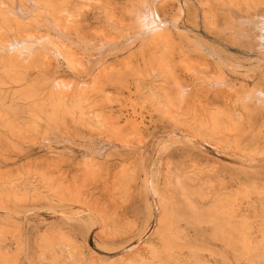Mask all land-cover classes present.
I'll use <instances>...</instances> for the list:
<instances>
[{
  "label": "rangeland",
  "instance_id": "obj_1",
  "mask_svg": "<svg viewBox=\"0 0 264 264\" xmlns=\"http://www.w3.org/2000/svg\"><path fill=\"white\" fill-rule=\"evenodd\" d=\"M66 1L68 2L66 8L70 9L74 21L68 19L72 23L67 22L70 28L61 35L62 39L60 35L51 30L48 17L44 20L45 16L40 15V12L44 11L43 8L39 10L32 6L29 0H24L22 4L20 0H5L7 8L9 10L13 8L12 12L21 10V12L27 13L26 16L31 15L30 17L25 16L28 20L26 22L34 23L37 19L38 25L34 24L31 29L33 32L31 31L30 35H33L34 43H36L35 40L38 42L40 39L43 40L42 37L44 40H49L48 37H52L53 40L69 48L76 59V70L72 72L65 66L66 63L63 60L57 61L51 58L41 73H38L36 69L29 70V80L38 82L40 77L37 75L39 74L46 79H51L50 81L54 77L65 80L63 84L73 82L90 85L100 72H109L110 75H113V77H109L115 80L109 78L107 81L112 80V82L107 83L106 81L100 85L103 87L100 91H95L96 94H92V101L95 103V111L108 119L110 126L119 130L123 139H114L105 129L98 134L90 130L86 124L71 123L69 120L57 126V129L53 127L46 130V127L40 124L37 133L22 132L16 136L0 127L1 181H17V184L35 181L33 184L38 186L39 178L45 177L51 180L52 184L60 183L63 187H75L82 202L99 212L93 216L97 222L93 220L92 226L84 227L74 221L65 222L66 220L64 221L62 216L60 217L64 213L71 216L81 212L83 208L76 204L63 203L62 207L51 206L44 201L31 198L3 203L4 208L0 209V233H2L0 242L8 246V249L5 250V253H8L4 264H52L49 254L47 255L45 252V241H53L58 236H63L75 247L77 264H88L92 257L112 258L121 249L137 247L139 238L144 235L143 239L147 238L155 229L152 221H149L151 223H148L146 229H142L144 221L142 212L145 205L142 184L147 172L158 168L159 163L161 164L158 178L160 185H162L165 172L168 169L174 171L181 169L184 172L197 174L200 179L197 184H203L200 188L202 193L210 195H216L225 188L230 193L240 191L245 183V173L248 171L264 177V127L260 126L264 121H256L250 130L248 123L238 122L241 123L240 132L229 134L230 136L227 138L239 142L238 146L234 144H231L232 147L231 145L225 146L216 139L207 137L203 130L198 131L195 126H191L190 117H186L188 120L185 123L184 120L181 123L176 122L169 116L156 111L146 97L138 93L140 83L144 82L142 87L149 83V77H145L139 72L143 69L142 63L146 62L153 52L152 48H147L142 44L144 39L141 41L142 39L139 38L141 36L138 37L139 39L136 37L139 33L137 32L138 27L135 26V16L139 12L144 15L145 11L141 8L137 14L133 12L140 8V2L143 0ZM180 1L181 7L183 6V10L185 9L184 14L176 22L177 30L169 29V31L171 34L174 31L170 41L174 76L181 85L183 84L182 86L189 85L187 86L188 90L191 89L190 92L188 91V99L185 102V106L188 108L183 112L186 110L197 111L199 115L202 108L206 106L217 107L228 111L237 122L244 112H242L238 101L239 98L254 90L255 85L263 84L261 75H259L262 69H255L256 64L254 63L259 59L264 61L263 57L259 56L257 48H251L246 42L234 39L235 35L231 34V31L241 27L237 21L238 18H241L242 14L247 16L248 13L240 12L239 7L238 9L237 7L229 9L228 5L219 7L220 9L215 11L216 15L214 13L215 20L212 26L203 19L199 0H186V5L184 0ZM6 5H4L5 10ZM159 5L157 4L156 7L160 17H166V20L171 21L178 5L175 2L167 3L163 8ZM202 5L206 7L203 3ZM262 7L259 6V8ZM232 11L233 13L239 11L238 13L242 14L238 17L239 14L234 13L235 15H233ZM36 12L39 15L33 19ZM134 14L135 16H132ZM233 19L236 21L233 24H237L236 29L234 26H230ZM229 27L231 28L228 29ZM226 30L229 31L227 34ZM58 36L61 37V40ZM220 60L226 61L225 64H220ZM182 63L189 65L193 71L192 74L184 69ZM137 65L140 67L138 68ZM217 69L225 72L221 75L226 83L224 86L218 81L220 84L217 82L216 85L219 78L215 77L217 80H211L213 84L210 88L213 85L217 86L216 90L221 86L222 89L213 92V87L211 90L209 88V83L212 82L207 84L206 82L208 81L207 77H211L213 73L214 76L218 75V73L216 74ZM139 74L142 77H139ZM198 76L199 80H204L203 76L204 78L206 76L207 80L201 81L205 85L197 82ZM188 82L189 84H187ZM165 86L170 90L171 83L169 82ZM195 89L196 92H194ZM175 116L174 114L173 117ZM258 130L261 131L260 134L257 133ZM256 135H259L260 138L261 153L257 155L259 158L256 156L252 165L247 167L248 158L243 148L247 143L248 136ZM122 141L123 144H126V148L122 147ZM203 141L205 142L203 143ZM190 144L193 146L190 147ZM93 149V152L90 151ZM84 167L93 169L88 171ZM253 167L255 168L253 169ZM112 180L113 182H111ZM256 197L253 195L252 201H258ZM239 198V201H243L240 196ZM194 199L191 201H202L198 198ZM100 214L102 215L99 218ZM202 230L189 228L185 234L191 242L200 241L201 232L204 231ZM205 234L209 236L210 232L202 233L205 243H208L211 249L218 248L217 250H219L220 248L215 245L217 243L207 242L209 239ZM205 257L211 264H214L211 257L208 255ZM60 264L64 263L60 262Z\"/></svg>",
  "mask_w": 264,
  "mask_h": 264
},
{
  "label": "bare ground",
  "instance_id": "obj_2",
  "mask_svg": "<svg viewBox=\"0 0 264 264\" xmlns=\"http://www.w3.org/2000/svg\"><path fill=\"white\" fill-rule=\"evenodd\" d=\"M23 1L24 0H20V3L22 4ZM29 1L32 6L39 8V10H41L40 8L44 9V11L40 12V15L42 17L45 16L43 17L44 20L48 17V23H51L50 28L57 35L61 36L69 30L70 25L68 26L67 22L70 23L74 20L72 17L73 14L70 13V9L66 8L68 5L66 0ZM143 1H141L142 3L140 2L139 9L136 8L137 10L135 12L131 10L136 14L141 8L145 11V13H143L144 15H142V12H139L136 16L135 14L132 15L136 17L135 26L138 27L137 32L139 35L136 37H143H139L142 39L141 41L144 39L142 44H144L145 47L147 46V48H152L153 52L150 54L148 60L142 63L143 69L139 72L142 73L143 76L149 77V83L147 86L142 87L144 82L140 83V81L138 93L146 97L147 101L156 111L165 116H169L172 120L180 123L184 120L185 123V121L188 120L186 117H190V122L193 124H191V126H195L198 131L203 130L207 137L216 139L220 144H224L225 146H230L231 144L238 146L239 142L233 141V139H227L230 136L229 134H238L240 132V125L243 121L246 122V124L248 123L249 130L256 121H264V61H260V59L254 61L256 64L255 69H262L259 75H261L263 84L255 85L256 88L253 87L255 91L251 90L249 93H246V91V94L243 93V96L240 98L238 97L242 112H244L240 115L239 119H237V122L228 111L210 106L202 108V104L200 105L202 110L199 115L197 111L191 112L190 110H186L183 112L188 108L185 106V102L188 99L187 95L191 89L188 90L187 86L189 85H184L185 87L182 86L183 84L181 85L176 76H174L175 72L172 66V53L170 48V41L173 38L172 34H174V31L171 34L169 29L177 30L178 26L175 27L176 22L184 14L185 9L183 10V6L181 7L182 4L180 0ZM185 1L186 0H184V3L186 5L187 1ZM199 1L203 11L204 21L208 24L210 23L212 26L215 20L214 13L216 15L215 11H218L220 9L219 7H226V5L230 6L229 9L232 7H237L238 9L239 7L240 12L248 13V15L246 14L247 16L241 13L242 16L244 15V18L241 16V18L237 20L241 27L238 30L231 31V34L235 35L234 39L246 42L251 48H257L259 56L264 59V0ZM170 2H175L178 6L176 7V12L172 16L171 21H168L165 19L166 17H160L156 6L160 4L159 6L163 8L164 5ZM202 3L206 5V7L203 6ZM4 5H6L5 0H0V127L10 131L9 133L11 135L16 136L22 132L37 133L40 124L45 126L46 130H50L53 127L57 129V126L69 120L71 123L78 122L83 125L86 124L90 130L98 134L105 129L114 139L122 140L123 138L121 137L120 131L116 128H112L109 123L110 121L102 114L95 111V103L92 101V94H96L95 91H100L101 87H103L100 85L106 82L110 77H113V75L111 74V76L109 72L102 71L96 75L95 81L90 85H84L85 83H82L83 85L81 83L75 84L73 82H66L63 84L65 80L63 81L61 79V81L57 77H54L52 81H50L51 79H46L39 74L37 75L40 77L38 82L29 80V70L36 69L38 73H41V71L45 70L48 60L51 58L57 61L63 60L66 63L65 66L68 69L70 68L71 70H69L72 72L76 70V59L69 48L53 40L52 37H48L49 40H44L42 37L43 40L40 39L39 42L36 40V43L33 42V35L30 36L33 32L31 29L34 27V24L38 23L36 16H38L39 13L36 12L34 13L35 15L32 13L35 16L33 19H36V22L34 20H31L34 21V23L26 22L28 21L26 17H30L31 15L28 14L29 16H26L27 13L24 12V14L21 12L20 9L22 8H18L20 11H16L17 14L11 11L13 8L9 10L7 5L5 7L8 11H6ZM259 6L263 7L259 8ZM239 11H234V13L237 15ZM234 13L232 11L233 15H235ZM232 14L231 16H233ZM241 14H239L238 17ZM68 19L71 21L69 22ZM234 20L235 19H233V22L231 21V27L237 26V24H233L236 22ZM225 32L227 34L229 31L226 30ZM60 36H58V38ZM217 60L219 59L217 58ZM225 62L226 61H221L220 64H225ZM182 64L184 69L187 70L189 74H192L193 71L190 69L189 65L185 63ZM139 67L140 66H138V68ZM196 72L194 73L196 74ZM113 73L115 74V72ZM217 73V76H214V73L211 77L208 76L206 84L213 80H217L215 77H218L219 79L216 81V85L219 82L224 85L226 80L224 81V77L221 74L225 72H222L221 69H217L216 74ZM140 75L141 74H139V77H142ZM223 75L225 76V74ZM199 76L197 82L199 84L201 83V85H205L202 84L201 81L205 82V80H207L206 76L205 78L203 76L204 80H199ZM92 78L94 80V77ZM209 78L211 79L209 80ZM112 80L115 79L113 78ZM112 80L107 81V83L112 82ZM169 82L171 83L170 90L165 88V85ZM187 84H189V82ZM209 84L210 88L213 82ZM212 87L210 90L212 89L214 92L217 86L214 87L212 85ZM221 87L218 89H222ZM218 89L215 92H217ZM206 90V92H208V89ZM194 92H196V89ZM10 94L11 96H8ZM174 114L176 115L175 117H173ZM236 117H238V114H236ZM260 126L264 127V123ZM260 132L261 131L258 130L257 133L260 134ZM126 136H128L127 133ZM192 137L190 138L192 139ZM194 137L196 138L197 136ZM259 141V135L248 136L247 143L243 148L248 158L247 167L252 165L253 161L258 157L257 155L261 153ZM188 142L190 143V140ZM204 142L205 141H203V143ZM99 144L101 143L99 142ZM125 145L126 144H123L122 147H125ZM191 146L193 145L190 144V147ZM232 146L233 145H231V147ZM90 151L93 152L94 149ZM88 165L92 166L89 163ZM159 165L160 166L155 170L147 172L142 184V189L145 194V205L142 212L144 216L142 229H146L148 223H151L149 221L154 223L155 229H153L147 238L143 239L145 235L139 238L137 247L121 249L120 252L118 251L112 258L101 259L92 257L88 264H211L205 257L207 255L213 259L214 264H264V177H262V175L248 171V173H245V183H243L240 191L238 190V192L230 193L225 188L216 195H210L202 193L200 188L203 184H197V182L200 181L197 174L184 172V170L181 169L175 171L168 169L165 172L164 181L162 185H160L158 183V178L160 176L161 164L159 163ZM84 168L88 171L93 169ZM254 168L255 167H253V169ZM2 182L3 180H0L1 210L4 208L2 205L3 203L11 201L16 202L22 198L41 200L51 206L59 207H62L63 203H68L69 205L76 204L78 207L83 208L81 212L74 213L71 216H67L64 213L60 215V217L62 216L61 218H63L64 221L66 220L65 222L74 221L76 224L78 223L84 227L92 226L95 218L93 216L96 213L99 214V212L94 211L92 207L82 202L75 187H63L60 183L56 185L52 184V181L45 177L39 178L38 186L33 184L35 181L33 183L27 181L19 184H17V181L10 182V180L8 182ZM111 182H113V180ZM253 195L257 196L256 200L258 201H252L251 198ZM239 196L243 201H239ZM194 198L201 199L202 201H191L195 200ZM101 215L102 214L99 215V218ZM5 217L6 215H4V218ZM8 219L10 220V218ZM103 221H105V219H103ZM189 228L194 230L203 229L205 232L209 231V236L205 234L209 239H206L207 242L217 243L215 245L220 248V251L217 250L218 248L215 249L217 251L213 250L214 248L211 249L209 244L205 243L203 239L204 236L202 235L204 232L203 230L200 235V241L195 240L191 242L185 234V231ZM0 236H2V233H0ZM45 236L48 238L47 235ZM6 249H8V246L0 242V263L3 264L6 263L7 259L8 252L5 253ZM45 252H47V255L49 254L52 264H60V262L64 264H77L75 259V247L63 236H58L53 241H45Z\"/></svg>",
  "mask_w": 264,
  "mask_h": 264
}]
</instances>
